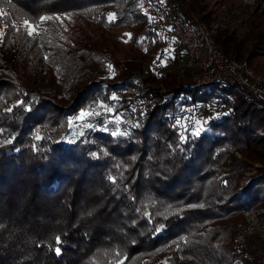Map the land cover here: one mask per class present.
<instances>
[{"label":"trees","instance_id":"trees-1","mask_svg":"<svg viewBox=\"0 0 264 264\" xmlns=\"http://www.w3.org/2000/svg\"><path fill=\"white\" fill-rule=\"evenodd\" d=\"M252 14L239 36L208 0H0V264H264L261 241L234 243L243 210L264 206V108L237 83L155 70L166 46L186 57L171 31L181 44L177 27L202 20L222 53L264 73V0ZM82 109L104 115L69 126Z\"/></svg>","mask_w":264,"mask_h":264},{"label":"built area","instance_id":"built-area-1","mask_svg":"<svg viewBox=\"0 0 264 264\" xmlns=\"http://www.w3.org/2000/svg\"><path fill=\"white\" fill-rule=\"evenodd\" d=\"M213 26L197 20L186 27H177L187 62L195 68L192 86H207L220 81L237 83L264 108V74L255 72L245 61H236L222 53L215 44ZM243 214L244 222L235 244L238 250L245 246L246 240L253 234L264 239V217H259L258 212L250 209H244Z\"/></svg>","mask_w":264,"mask_h":264},{"label":"rangeland","instance_id":"rangeland-1","mask_svg":"<svg viewBox=\"0 0 264 264\" xmlns=\"http://www.w3.org/2000/svg\"><path fill=\"white\" fill-rule=\"evenodd\" d=\"M257 0H208L209 6L216 9V12L218 13V18L215 20L216 24L223 25V26H229V28L234 29L239 36L242 35H249L251 29H254V26L256 23L251 22L252 18V11L253 7L255 6V3ZM24 24V23H23ZM168 25V23L166 24ZM213 27L216 25L213 23L211 24ZM24 28L29 31L28 26L24 24ZM38 31V27H34L33 34ZM167 43H171L172 47L179 44L183 53V58L186 55L185 48L179 43L177 40L176 31L172 30L171 34H169L167 38ZM160 60L156 62L155 70L156 72H165V71H178L182 73V69L185 66L186 69H190L191 72V83L193 82L194 74H195V68L191 66L186 60V57L184 60H182L180 65H176V63L173 61L174 52L173 50L167 48V46L164 48L163 52L161 53ZM253 69V68H252ZM254 70V69H253ZM255 71V70H254ZM256 72V71H255ZM258 73V72H257ZM264 74V73H262ZM144 82L142 81L141 84ZM206 116L200 113L196 116V118L193 119L194 121V128L197 126L196 121L203 122L205 120ZM188 122L186 121L185 125H187ZM255 136L258 140L262 141L264 144V127L258 129L255 133ZM264 146V145H263ZM237 157H242L240 153L236 152ZM259 164L257 162L248 163L245 169L242 171L243 181H247L249 177L256 172ZM258 192H253L249 195L248 203H251L255 197H257ZM250 210H254L255 212H258L259 217H264V206L253 208ZM244 222V214L242 212V218L238 225L236 235H235V241L234 243H237L238 240V234L239 231L243 225ZM253 239H257L262 242V246L264 247V239L261 237H258V235L253 234L251 235L245 242V246ZM236 259V256L234 260Z\"/></svg>","mask_w":264,"mask_h":264},{"label":"snow or ice","instance_id":"snow-or-ice-1","mask_svg":"<svg viewBox=\"0 0 264 264\" xmlns=\"http://www.w3.org/2000/svg\"><path fill=\"white\" fill-rule=\"evenodd\" d=\"M110 17H112L114 19V15L113 14H110ZM39 19H40L41 22H45V21H52L54 19L55 20H59L60 17L59 16H56V17H53V16H40ZM151 19L152 18L149 17L150 21H151ZM24 24L28 26V29H29L28 35L32 36L33 35V29H34L35 25L31 24L28 20H25ZM12 27H14V25H12ZM126 35L130 36V34H126ZM107 67L109 69H111L112 65L109 64ZM112 74L114 75V73H112ZM111 99H117V97L113 96V97H111ZM17 103H21V102L18 101ZM100 107L103 108L106 113H112L113 112V109L111 107L107 106V105L100 104ZM6 111L10 112V111H12V109L9 108V109H6ZM102 115H104V113L99 112V111H95L94 112V111H91V110H88V109H82L79 112V114L74 119L73 118H69L68 123H69V126H71L72 123L74 122V120L75 121H79V122H85L86 119H90L92 117L102 116ZM142 115H143V113H142ZM119 119H120L119 117H115V118H110V119L106 120L104 126H102L99 130L108 132L109 128L107 127V124H110V123H117L118 124L119 123ZM195 123H196L197 126L192 130L191 136L198 137V136L201 135L202 132H204L206 130L204 125L207 122L206 121H203V122L196 121ZM179 125H180V120L177 119L176 120V124L174 126H179ZM83 126L86 127V128L94 127V125L91 124V123H83ZM136 126L138 127L139 125L137 124ZM0 131H2V129H0ZM81 135H83L82 132H81ZM111 135L113 137H115V136H126V135H128V132L127 131H120L119 127H117L115 131H111ZM35 138L37 140L41 139V137L39 135H36ZM190 138H191L190 136H186L184 134H181L180 137H179L181 143L186 142V140H188ZM10 142L11 141H8V143H10ZM92 155L96 156L95 153H93ZM110 179H112V178L110 177ZM187 207L188 208H196V207H202V205H187ZM177 211L179 212V211H181V209H177ZM165 227H166V225L162 223V224H160L158 227H156L154 229V232L158 234L161 231H163L165 229ZM55 244L57 246L55 247L54 251H55V253L57 255H60L61 252H62V248H61L62 240H61L60 236L55 237Z\"/></svg>","mask_w":264,"mask_h":264},{"label":"bare ground","instance_id":"bare-ground-1","mask_svg":"<svg viewBox=\"0 0 264 264\" xmlns=\"http://www.w3.org/2000/svg\"><path fill=\"white\" fill-rule=\"evenodd\" d=\"M246 62V61H245ZM247 63V62H246ZM248 64V63H247ZM259 74H262V73H259ZM240 85V84H239ZM243 87V86H242Z\"/></svg>","mask_w":264,"mask_h":264}]
</instances>
